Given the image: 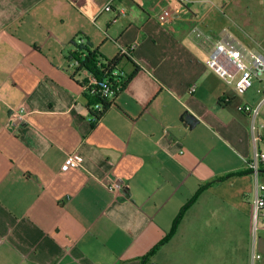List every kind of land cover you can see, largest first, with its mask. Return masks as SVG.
I'll return each instance as SVG.
<instances>
[{
    "label": "crops",
    "instance_id": "1",
    "mask_svg": "<svg viewBox=\"0 0 264 264\" xmlns=\"http://www.w3.org/2000/svg\"><path fill=\"white\" fill-rule=\"evenodd\" d=\"M204 2L0 0V264H264L247 165L264 153V78L248 101L204 66L225 29ZM79 39L106 61L130 49L127 77L139 67L96 121L70 59ZM71 153L80 167L63 169Z\"/></svg>",
    "mask_w": 264,
    "mask_h": 264
},
{
    "label": "built area",
    "instance_id": "2",
    "mask_svg": "<svg viewBox=\"0 0 264 264\" xmlns=\"http://www.w3.org/2000/svg\"><path fill=\"white\" fill-rule=\"evenodd\" d=\"M209 6H213L212 3H207ZM107 5L103 6L101 10H106ZM219 12H223L222 9H218ZM178 14L177 6H169L163 9L157 16V21L163 26H172L176 21ZM193 33L197 37H200V32L196 29H192ZM77 44H84L82 39L77 41ZM131 57L130 49L120 47L117 57ZM72 67L76 65L75 61H72ZM204 66L211 70L217 77H219L226 85L231 86L237 94H243L249 88L252 87L254 80H260L264 77V48L260 42H254L253 47H248L242 43L236 35L225 28L221 32L220 36L214 41V44L204 61ZM118 70L112 72L113 76L121 75ZM84 84L81 86L83 92L96 93L101 97L112 98L118 89H113L107 81H98L91 73L83 70L80 73ZM116 90V91H115ZM190 91H194V86L190 88ZM98 108V105L95 106ZM239 111L249 113V115L255 119L258 114L259 106L240 105ZM19 120L23 119V115L12 111ZM256 141V138L254 139ZM81 158L77 153L67 154L63 169L69 167H80ZM260 164H264V153L258 150L254 151L253 159L247 163L249 169L254 175L255 181V195L252 199V212L254 227L256 230L257 224L260 218L264 217V184L259 182ZM101 184L107 191L113 196L122 194V190L125 188L120 179L109 178L106 181H101ZM260 256L252 254V260L259 259Z\"/></svg>",
    "mask_w": 264,
    "mask_h": 264
},
{
    "label": "rangeland",
    "instance_id": "3",
    "mask_svg": "<svg viewBox=\"0 0 264 264\" xmlns=\"http://www.w3.org/2000/svg\"><path fill=\"white\" fill-rule=\"evenodd\" d=\"M213 3L210 12L225 28L232 31L236 37L248 47L254 42H260L264 48V0H208ZM193 4V8L207 5ZM222 9V13L217 9ZM264 78V77H263ZM257 97L256 87L253 86L244 94H238L239 99L251 100ZM263 146V145H262ZM261 181L264 179L261 177ZM253 230V235H255ZM254 237V236H253Z\"/></svg>",
    "mask_w": 264,
    "mask_h": 264
},
{
    "label": "trees",
    "instance_id": "4",
    "mask_svg": "<svg viewBox=\"0 0 264 264\" xmlns=\"http://www.w3.org/2000/svg\"><path fill=\"white\" fill-rule=\"evenodd\" d=\"M76 50L71 54V61H75L74 73L80 75L83 70L91 73L98 81H107L111 87L118 89L112 98L101 97L99 94L84 92V97L87 101V110L93 120H98L106 109L113 103L117 94L126 86L130 79L136 74L139 70V67L134 65V71L127 77L125 74L118 68V62L120 59H130L131 57H117L112 61L103 60L97 52L90 51L87 45L84 44H75ZM118 70L121 75L113 76L112 72ZM84 84L82 79L81 86ZM98 105V108L95 106ZM180 218V217H178ZM176 228V221L173 224V227L169 234L163 239L160 244L168 241L174 234Z\"/></svg>",
    "mask_w": 264,
    "mask_h": 264
},
{
    "label": "water",
    "instance_id": "5",
    "mask_svg": "<svg viewBox=\"0 0 264 264\" xmlns=\"http://www.w3.org/2000/svg\"><path fill=\"white\" fill-rule=\"evenodd\" d=\"M180 120L189 128H192L198 122L194 115L187 110L182 113Z\"/></svg>",
    "mask_w": 264,
    "mask_h": 264
}]
</instances>
